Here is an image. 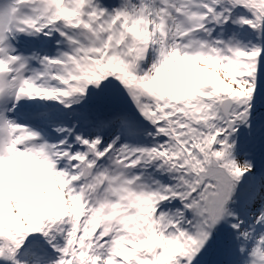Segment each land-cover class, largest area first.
<instances>
[{"label":"snow or ice","instance_id":"obj_1","mask_svg":"<svg viewBox=\"0 0 264 264\" xmlns=\"http://www.w3.org/2000/svg\"><path fill=\"white\" fill-rule=\"evenodd\" d=\"M0 264H264V0H0Z\"/></svg>","mask_w":264,"mask_h":264}]
</instances>
